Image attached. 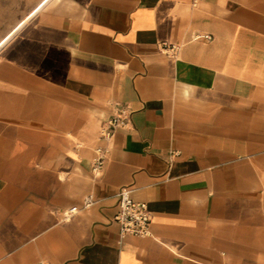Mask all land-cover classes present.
Wrapping results in <instances>:
<instances>
[{"label":"crops","instance_id":"1","mask_svg":"<svg viewBox=\"0 0 264 264\" xmlns=\"http://www.w3.org/2000/svg\"><path fill=\"white\" fill-rule=\"evenodd\" d=\"M192 1L0 0V264H264V0Z\"/></svg>","mask_w":264,"mask_h":264},{"label":"built area","instance_id":"2","mask_svg":"<svg viewBox=\"0 0 264 264\" xmlns=\"http://www.w3.org/2000/svg\"><path fill=\"white\" fill-rule=\"evenodd\" d=\"M201 0H193V5H196ZM205 37L211 38L209 34H197L196 38ZM164 50L167 53L176 55L180 49L179 44L164 43ZM130 112L121 107L116 113L107 117L99 130V143L94 148V157L92 163V171L99 173L105 163L106 157L110 151V143L119 128L130 126ZM132 189L128 186H123L117 193L119 209L115 215V220L119 225L120 236L124 237L127 234L138 236H147L150 234V224L152 221L151 211L145 201L135 200L131 195ZM95 203L93 195H87L84 198L83 205L73 206L69 209L71 214L80 208H87Z\"/></svg>","mask_w":264,"mask_h":264}]
</instances>
